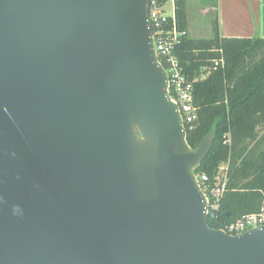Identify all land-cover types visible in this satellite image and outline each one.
Returning a JSON list of instances; mask_svg holds the SVG:
<instances>
[{"label": "water", "instance_id": "95a60500", "mask_svg": "<svg viewBox=\"0 0 264 264\" xmlns=\"http://www.w3.org/2000/svg\"><path fill=\"white\" fill-rule=\"evenodd\" d=\"M150 0H0V264H264L207 223Z\"/></svg>", "mask_w": 264, "mask_h": 264}, {"label": "trees", "instance_id": "16d2710c", "mask_svg": "<svg viewBox=\"0 0 264 264\" xmlns=\"http://www.w3.org/2000/svg\"><path fill=\"white\" fill-rule=\"evenodd\" d=\"M175 17L183 32L174 54L193 85L196 119L185 124L186 141L195 148L213 133L211 147L195 170L214 182L220 166L229 164L227 188L211 228L264 209V37L221 36L212 21L208 38L186 35V0H175ZM223 57V64L214 62Z\"/></svg>", "mask_w": 264, "mask_h": 264}, {"label": "built area", "instance_id": "2783aa9c", "mask_svg": "<svg viewBox=\"0 0 264 264\" xmlns=\"http://www.w3.org/2000/svg\"><path fill=\"white\" fill-rule=\"evenodd\" d=\"M175 0H150L148 18L152 30L153 46L158 61L167 74V89L171 100L177 105L182 123L191 124L197 116V106L194 103L193 85L174 54L175 43L183 32L179 31L175 17ZM170 2V9L167 4ZM223 64V57L217 59L214 64ZM227 163L220 166L214 182H209L205 173L196 174L207 200V213L216 210L219 200L227 188L228 172ZM264 224V209L257 213H251L228 224L223 230L231 234H238L250 228Z\"/></svg>", "mask_w": 264, "mask_h": 264}, {"label": "crops", "instance_id": "0c3cea01", "mask_svg": "<svg viewBox=\"0 0 264 264\" xmlns=\"http://www.w3.org/2000/svg\"><path fill=\"white\" fill-rule=\"evenodd\" d=\"M217 4L218 6H214L216 8L214 12H216L218 31L221 36L264 37V0H218ZM186 14L187 35L189 32L187 0ZM257 31H259L258 34Z\"/></svg>", "mask_w": 264, "mask_h": 264}, {"label": "rangeland", "instance_id": "374dc122", "mask_svg": "<svg viewBox=\"0 0 264 264\" xmlns=\"http://www.w3.org/2000/svg\"><path fill=\"white\" fill-rule=\"evenodd\" d=\"M218 0H187L188 3V25L190 37H211L212 21L216 18V9ZM170 2L167 4V10L170 9ZM215 17V18H214ZM262 31V29H261ZM259 31H257V34ZM227 172L229 178V164L227 162Z\"/></svg>", "mask_w": 264, "mask_h": 264}]
</instances>
